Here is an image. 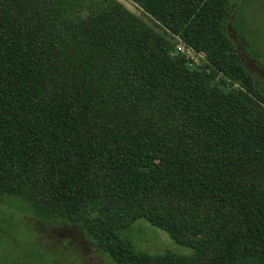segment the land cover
I'll return each mask as SVG.
<instances>
[{
	"label": "trees",
	"instance_id": "1",
	"mask_svg": "<svg viewBox=\"0 0 264 264\" xmlns=\"http://www.w3.org/2000/svg\"><path fill=\"white\" fill-rule=\"evenodd\" d=\"M131 1L163 33L117 0H0V202L78 226L108 264H264V85L231 38L251 51L239 0ZM139 219L192 254L138 250Z\"/></svg>",
	"mask_w": 264,
	"mask_h": 264
},
{
	"label": "rangeland",
	"instance_id": "2",
	"mask_svg": "<svg viewBox=\"0 0 264 264\" xmlns=\"http://www.w3.org/2000/svg\"><path fill=\"white\" fill-rule=\"evenodd\" d=\"M127 10L139 17L153 29L163 33L157 25L131 0H117ZM237 26L245 30L246 42H242L231 31L240 58L254 77L264 85V69L254 54L264 55V0H239ZM182 47L177 42L176 47ZM185 54L196 65H201L203 55ZM127 238L140 251L149 254L176 253L190 256L192 249L176 244L163 230L151 226L144 219L137 220ZM0 264H108L95 247L84 237L81 229L73 224L40 222L24 213L16 203L0 202Z\"/></svg>",
	"mask_w": 264,
	"mask_h": 264
},
{
	"label": "built area",
	"instance_id": "3",
	"mask_svg": "<svg viewBox=\"0 0 264 264\" xmlns=\"http://www.w3.org/2000/svg\"><path fill=\"white\" fill-rule=\"evenodd\" d=\"M177 50L179 51V52H184V50H186L187 52H192L190 49H186L184 46H182V47H180V46H178L177 47ZM193 53V52H192Z\"/></svg>",
	"mask_w": 264,
	"mask_h": 264
}]
</instances>
